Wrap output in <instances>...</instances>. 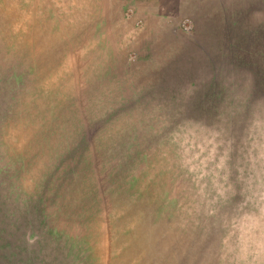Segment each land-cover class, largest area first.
<instances>
[{"label":"rangeland","instance_id":"374dc122","mask_svg":"<svg viewBox=\"0 0 264 264\" xmlns=\"http://www.w3.org/2000/svg\"><path fill=\"white\" fill-rule=\"evenodd\" d=\"M56 2L0 0V264H264V0Z\"/></svg>","mask_w":264,"mask_h":264},{"label":"crops","instance_id":"0c3cea01","mask_svg":"<svg viewBox=\"0 0 264 264\" xmlns=\"http://www.w3.org/2000/svg\"><path fill=\"white\" fill-rule=\"evenodd\" d=\"M50 5L59 4L56 1L59 0H45ZM55 1V2H54ZM103 5L109 7H119L121 12L124 10L126 14V18L132 17L136 20L137 28H141L142 24L147 26L142 28L138 32V36L141 38L145 34L147 30L150 32V36H157L154 33L156 31H160L161 28H165V30L169 29V32L173 30V26L176 23H179L181 20L180 15L182 14V18L190 16L195 24L199 22H212L215 20L212 14L207 11L205 8L202 10L204 18L198 17V19L194 18L196 12L201 9L199 2L201 0H104ZM199 1V2H197ZM190 3H193L192 10H190L189 14L186 13V9L189 7ZM192 12V14H191ZM193 15V16H192ZM211 15V16H210ZM137 17V18H136ZM180 19V20H179ZM139 25H138V24ZM162 23V25H160ZM215 23H217L215 21ZM160 25V26H159ZM209 25V24H207ZM170 26V27H169ZM171 29V30H170ZM200 30V29H199ZM181 36L183 34H180Z\"/></svg>","mask_w":264,"mask_h":264},{"label":"clouds","instance_id":"9594fccd","mask_svg":"<svg viewBox=\"0 0 264 264\" xmlns=\"http://www.w3.org/2000/svg\"><path fill=\"white\" fill-rule=\"evenodd\" d=\"M29 243H35V240L29 239Z\"/></svg>","mask_w":264,"mask_h":264}]
</instances>
